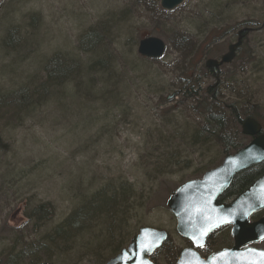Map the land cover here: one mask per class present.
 <instances>
[{"label": "rangeland", "instance_id": "obj_1", "mask_svg": "<svg viewBox=\"0 0 264 264\" xmlns=\"http://www.w3.org/2000/svg\"><path fill=\"white\" fill-rule=\"evenodd\" d=\"M199 2L202 0H186L165 17L155 7H159V0H143L138 9L130 0H0V39L5 35L7 39L15 38L13 32L17 34L9 45H2L0 40V107L9 106L6 97L27 84L28 79H35L34 84L42 81L43 69L51 67L56 59H78L82 66L88 65V54L77 49L79 42L98 18L119 15L121 9L129 10L130 23L137 36H154L158 32L152 27L156 20L165 28L170 27L171 20L170 28L174 29L171 38L177 39L173 47L167 43L170 49L163 58L147 64L138 63L131 71L122 69V83L115 89L118 108L107 101L104 107L99 108L95 103L88 106L89 102L101 98L99 93L105 88L95 80L94 89L88 96V74L83 73L88 67L79 66L80 71L75 76L79 82L65 78L62 81L65 84L59 90H53L54 101L49 98L39 109L28 110L25 118H16L17 124L0 127V149H3L0 151V264L15 257L22 246L35 243L42 244L37 251L41 257L37 264H105L109 245H101L103 248L98 256L88 249L89 243L96 242L100 223L87 232H76L72 227L67 239L70 245L61 251L64 256L53 253L48 258L41 250H50L47 244L50 234L68 217L73 215L70 222H76L74 211L83 209V198L90 197L110 181L123 179L132 185L135 194L131 198L134 199V212L129 213L132 224L137 228L165 231L179 250L187 246L175 234V221L165 202L178 186L199 178V168L206 165L207 158L213 157L214 153H203L199 149L189 151L185 155L188 159L183 160L188 162L186 168L170 174L168 171L148 172L144 176L143 170L150 171L151 168L146 167L145 156L139 159L145 139L155 138V128L165 123L161 116L163 111L180 101L174 98L171 103L160 104L161 98L171 96L167 88L177 85L175 79L186 66V55L179 54L181 47L177 36L184 34L191 43H202L210 30L226 20L231 31L207 49L210 52L207 59L219 60L227 47L235 43L239 30L252 29L243 49L236 55L237 66L221 68L220 81L239 80L242 91L248 93L250 84L244 77L253 73L264 80V24L261 30L258 29L264 23L262 0H220L219 6L216 1L211 9V19L202 14L203 6ZM245 21L252 22L244 26ZM255 22L257 26L251 25ZM190 24H193L191 29L188 28ZM136 48H133L134 55H137ZM247 52L249 59L244 57ZM225 72L228 73L226 78L222 77ZM256 83H259L258 79ZM260 98L264 104V95ZM81 107L85 109L81 110ZM184 116L195 119L189 110ZM169 119L178 121L177 116ZM180 123L176 124L179 128ZM165 129L172 131L170 125ZM261 215L264 216V211ZM123 229L121 226V237L125 235ZM207 244L206 250L212 252L229 248L232 242L228 231H221L211 236ZM259 247L264 248V244ZM9 252L14 254L11 256ZM163 255L157 259L160 263L164 262Z\"/></svg>", "mask_w": 264, "mask_h": 264}, {"label": "trees", "instance_id": "obj_2", "mask_svg": "<svg viewBox=\"0 0 264 264\" xmlns=\"http://www.w3.org/2000/svg\"><path fill=\"white\" fill-rule=\"evenodd\" d=\"M142 1L130 0L132 5H135V9L141 7ZM152 1L157 2L158 0ZM213 1L202 0V2H199L203 6L202 14L208 15L209 19L213 15L211 9L214 4L216 5V1L217 6L220 5V0ZM262 6L264 7V0H262ZM155 7L159 10L157 5ZM128 11L127 8H124L119 11V15L116 14L106 19L98 18L96 24L88 28L86 35L77 47L80 53L88 54V65L82 66L81 61L78 59L69 60L61 57L66 60L56 59L52 61L51 67L42 68L45 75L38 84H34V79L30 85L23 84L18 88L14 92L16 94L15 97H13L14 94L6 97L10 104L5 109L0 110V127L7 124L13 125L14 122L17 124L18 119L16 118H25L28 110L39 109L44 103L49 101V98L54 101L53 95L55 91L53 90H59L60 86L65 84V82H62L65 78L73 82H79V78L75 77L77 72L80 71L79 66L82 68L88 67L87 72H83L85 75L88 74V96L94 89L95 80H98L105 88L99 93L101 98L89 102L88 106L95 103L99 108L104 107V103L107 101L112 103V107L118 108L117 91L115 89L122 83V69L131 71L136 69L138 63L147 64L151 62L133 53V48L137 46V43L146 37L137 36L134 32ZM158 13L165 17H169L171 14L161 10ZM251 22L245 21L243 25L246 26ZM169 24L171 27L173 21L170 20ZM218 24V26L207 33L202 43H191L184 34L177 36L178 45L181 47L179 54L186 55V66H183L180 76L175 79L177 85H170L167 89L170 94L177 98V101L179 99L180 101L176 102L175 106L166 108L163 111L161 115L163 116L162 121L166 124L163 123L162 127L155 128V138H146L143 142L142 154L139 159L142 160L141 156H145L144 159L147 160L146 167L151 168L150 171L143 170L144 176L148 172L150 174H159L168 171L167 174H170L174 170H182L188 165L187 161H183L188 159L185 158V155L195 149H199L203 153H214L213 157L207 158L209 162L204 165L205 167L199 168V175L214 168L221 162L223 157L239 151L247 144L248 139L241 134L240 128L242 121L246 118H252L260 123L264 134V104L261 103L260 98L264 95V80L260 79L261 76L255 77L253 73H250V75L243 78L245 81H249L248 83L250 84V87L247 88L248 93H245L242 91L241 81L234 80L231 82V79H225L221 82L220 70L206 69L202 65L203 59H207L210 54L207 49L211 43L220 40L221 37L231 31L230 25L226 20H222ZM263 24H260L258 29L261 30ZM192 25L190 24L188 28L191 29ZM251 25L257 26L256 22ZM152 27L158 29V32L153 34L154 37L162 38L161 40L166 45L168 43L170 47H173L174 42L177 40L171 38V36L173 37L174 29L165 28V25L157 20ZM13 33L15 38L7 39L5 35V37L0 39L2 45L6 46L9 45L11 40L15 41L17 34ZM246 36L244 35L240 50L243 49ZM118 42L122 43L120 47H118ZM168 48L167 46V50ZM244 57L249 59L250 53H245ZM236 61L237 58L235 57V60L228 67L231 69L235 68L237 66L235 65ZM227 74L225 72L222 77L226 78ZM72 75L74 76L71 77ZM250 79L253 81L250 82ZM257 79L259 83H256ZM211 80L213 84H209ZM205 81L206 83L204 84ZM79 98L88 101L87 98L81 96ZM167 103H171V101H167V98H161V105ZM80 109L84 110L85 107ZM186 110H189V114L194 115L195 119L185 117ZM171 116H177L178 121L182 122L179 124L180 128L176 126L178 121L169 119ZM169 125L172 131L165 129ZM143 150L148 152L147 156ZM0 151H3V149H0ZM263 174L264 163L242 172L234 178L226 192L218 200V203L240 195ZM131 186L125 179L120 182L110 181V184H106L90 197L83 198L81 203L83 209L80 212L78 211L79 213L74 211L76 222H70V218L73 215L68 217L60 227L50 234V238H48L50 243L47 242L50 250H41V253L46 254L48 258H51L53 253L56 254L55 256L63 254L61 252L63 251L62 248L70 245L67 239L72 227L76 228V232H87L88 229L100 223L101 230L99 235L95 238L96 242L88 244V249H90L88 251L98 256L100 248H103V244H105V246L109 245V257L105 259V262L116 256L134 241L140 228H137V225H133V220L129 217V213L132 214L134 212V204L132 203L134 199L131 198L135 194ZM139 200H142V198ZM260 216L261 214L254 215L252 220L258 219ZM121 226L125 231L123 237H121ZM57 243H60L61 246L59 247ZM41 246L42 244L38 243L27 247L22 246L21 252L16 253L15 257L12 256L13 252H9L12 257L6 264H18V262L20 264H37L38 260L41 261V257L37 253V251H40L38 248H41ZM179 252V248H175L170 239H168L153 254L151 261L154 264H175ZM162 253L164 254V262L160 263L157 259Z\"/></svg>", "mask_w": 264, "mask_h": 264}, {"label": "water", "instance_id": "obj_3", "mask_svg": "<svg viewBox=\"0 0 264 264\" xmlns=\"http://www.w3.org/2000/svg\"><path fill=\"white\" fill-rule=\"evenodd\" d=\"M186 0H160L163 11H173ZM244 32V31H242ZM235 44L228 46L227 53L219 61L208 60L205 67L217 69L229 64L241 45V34ZM165 51L164 43L157 38H146L139 41L137 54L146 59L156 60ZM241 132L251 138L250 143L234 155L226 157L220 166L205 173L200 180L188 182L179 187L166 202V206L176 221L177 235L187 240L194 249L205 245L207 237L215 230L230 225L233 247L212 253L202 259L194 249L187 248L180 252L176 264H242L245 259H253L256 253L264 252L252 248H240L257 243L263 239L264 219L248 223V218L264 208V174L246 192L227 206L216 205L217 199L228 188L233 177L247 168L264 162V136L261 127L253 119L241 123ZM165 232L141 228L134 240L106 264H152L149 257L166 241ZM139 248H145L137 256ZM127 253V257L123 258ZM226 253L227 255H221Z\"/></svg>", "mask_w": 264, "mask_h": 264}, {"label": "snow or ice", "instance_id": "obj_4", "mask_svg": "<svg viewBox=\"0 0 264 264\" xmlns=\"http://www.w3.org/2000/svg\"><path fill=\"white\" fill-rule=\"evenodd\" d=\"M261 239H264V235L261 236ZM138 252H137V256H139L143 251H145L146 249L145 248H139L138 246ZM221 255H227L226 253H223ZM253 256L255 258L253 259H245L242 264H264V252H259V253H256L255 250H253ZM127 257V253L124 254V256L122 257L123 258H126ZM142 264V262H141Z\"/></svg>", "mask_w": 264, "mask_h": 264}, {"label": "bare ground", "instance_id": "obj_5", "mask_svg": "<svg viewBox=\"0 0 264 264\" xmlns=\"http://www.w3.org/2000/svg\"><path fill=\"white\" fill-rule=\"evenodd\" d=\"M31 82H32V78L28 79L27 84L30 85ZM5 108H6V107H0L1 110L5 109Z\"/></svg>", "mask_w": 264, "mask_h": 264}]
</instances>
